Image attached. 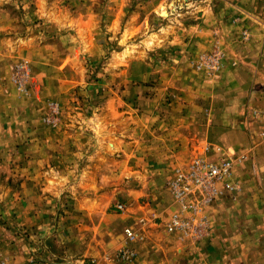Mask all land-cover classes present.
Here are the masks:
<instances>
[{"label":"rangeland","instance_id":"obj_1","mask_svg":"<svg viewBox=\"0 0 264 264\" xmlns=\"http://www.w3.org/2000/svg\"><path fill=\"white\" fill-rule=\"evenodd\" d=\"M232 11L0 0V264L10 252L16 264H231L237 243L261 245L264 43ZM206 145L243 157L236 189L205 206L203 236L182 239L165 231L166 183ZM233 219L253 221L242 241Z\"/></svg>","mask_w":264,"mask_h":264},{"label":"built area","instance_id":"obj_2","mask_svg":"<svg viewBox=\"0 0 264 264\" xmlns=\"http://www.w3.org/2000/svg\"><path fill=\"white\" fill-rule=\"evenodd\" d=\"M209 62H213V59ZM214 151L220 152V148L215 147L212 149L213 153ZM210 152V146H204L201 154L185 166L177 168L166 183V189L171 194L176 209L166 221L165 231L176 232L182 239H197L203 236L208 224L205 206L225 191L236 189L228 179L232 175L235 163L243 157L236 159L224 155L209 157L207 154ZM123 231L128 241L137 237L132 227H125ZM130 254L129 250H123V257Z\"/></svg>","mask_w":264,"mask_h":264},{"label":"crops","instance_id":"obj_3","mask_svg":"<svg viewBox=\"0 0 264 264\" xmlns=\"http://www.w3.org/2000/svg\"><path fill=\"white\" fill-rule=\"evenodd\" d=\"M225 1L228 6L233 8L232 14H234V16L237 17L239 21L244 20V22L247 23L248 28L246 27V29L250 33V37H251L250 39L255 41L254 42L255 47L258 48L257 46L258 44H261L262 42L264 43V21H263L264 20V0H230V1L225 0ZM206 12H208V10H206ZM211 12H212V15H215L214 11H211ZM236 108L237 109L234 110V113L232 115L234 114L240 115V112L242 111V109L240 108V106L239 107L236 106ZM217 111L218 110H214V109L212 110L211 108L208 109V112H210V117L212 119L216 118L215 112ZM219 111H221V113H219L221 116L222 112H224V109L219 110ZM206 113H207V109H205V114ZM223 122L225 124L226 123L230 124L232 121L229 118H225ZM214 127H218V126L214 125ZM252 223H253L252 220L251 221L245 220L243 223L242 222L238 223L237 220L235 219H233V221L231 220V225L237 230L236 232L233 233L234 235L233 240L237 242L238 240L242 241L243 239H245V237H243L244 235L243 230L245 228V231H248L245 225L250 226V224ZM254 224H258V223H254ZM259 224H261L262 226L261 228L262 232L259 235H255L252 233L253 234L252 238L259 239L260 240L259 242H261V245L250 248L248 245L242 244L241 242L239 244L237 243L236 244L237 247L235 248V251L232 253L231 264H264V219ZM246 237L248 238V236ZM195 252H196L195 254L196 256L202 255V253L199 250H196ZM8 254L11 257L9 264H13V262L16 264L17 260H13V256L15 255V253L10 252V253H7V255ZM20 256L22 257L21 259H23L24 254L21 253ZM220 256L221 255H219V257ZM15 259H17V256H15ZM221 259H222V262L220 264H225L223 261L224 258L220 257V259H217V260L219 261ZM21 262L25 264V259L22 260Z\"/></svg>","mask_w":264,"mask_h":264}]
</instances>
